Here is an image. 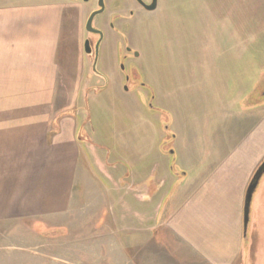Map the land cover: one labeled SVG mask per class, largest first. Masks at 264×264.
Here are the masks:
<instances>
[{
  "label": "rangeland",
  "instance_id": "rangeland-1",
  "mask_svg": "<svg viewBox=\"0 0 264 264\" xmlns=\"http://www.w3.org/2000/svg\"><path fill=\"white\" fill-rule=\"evenodd\" d=\"M9 1L63 5V0ZM76 33L81 45L86 37L95 40L79 28ZM128 37L140 53L131 68H121L115 50L120 43L110 36L97 59L99 78L88 76L93 57L84 51L66 58L69 67L80 68L82 84L94 88L86 97L80 92L67 113L75 116L78 133L87 139L80 142L86 162L106 188L98 182L100 192L96 184L84 183L85 197L77 206L87 207L78 227L68 221L51 225L1 218L0 264H160L154 259L161 262L166 249L152 241L164 238L167 229L152 234L150 227L167 216L184 178L245 139L257 146L260 124L264 127V0H162L156 13L136 21ZM126 70L140 77L124 81ZM92 160L114 166L109 171L113 183L128 196L122 204L140 214L141 221L144 204L134 198L137 187L144 193L145 180L161 181L145 205L150 227H138L129 214L128 227L115 224L110 185ZM119 177L124 185L116 184ZM247 239L244 258L254 253L248 262L264 264V174L252 197ZM144 240L152 241L141 246Z\"/></svg>",
  "mask_w": 264,
  "mask_h": 264
},
{
  "label": "crops",
  "instance_id": "crops-1",
  "mask_svg": "<svg viewBox=\"0 0 264 264\" xmlns=\"http://www.w3.org/2000/svg\"><path fill=\"white\" fill-rule=\"evenodd\" d=\"M71 8L0 1V219L31 218L51 225L68 221L78 227L87 207L81 202L77 206L85 197L84 183L103 190L83 156L76 118L67 113L76 100L80 68L69 67L66 58L78 57L81 35L74 32L83 30V11L77 7L69 12ZM262 125L258 147L247 139L230 146L227 154L202 166L177 188L161 225L167 229L164 238L139 243L148 247L152 241L166 249L162 261L156 262L244 264L243 201L264 157L259 156L264 153ZM107 197L117 225L113 199Z\"/></svg>",
  "mask_w": 264,
  "mask_h": 264
},
{
  "label": "water",
  "instance_id": "water-1",
  "mask_svg": "<svg viewBox=\"0 0 264 264\" xmlns=\"http://www.w3.org/2000/svg\"><path fill=\"white\" fill-rule=\"evenodd\" d=\"M100 6H101V8L99 10L93 11L89 15V17L87 18V20L85 22V25H84V31H86V32H88V33H90V34H92L94 36H95V34H99V38L96 40V37H95V40L96 41L94 40L92 42L91 39H89V38L86 37L82 41V45H81V53H82V51H84L86 54H88L89 56H92L93 57V61H92V64H91V69L92 70H89L88 76L89 77L96 76L97 78H99L100 76H102V73L99 72L96 69V63H97V59H98L99 52H100V50H99V43L101 41V38H102L103 34H102V32L100 30L96 29L93 26V17L96 14H98V13H100L102 11L103 5H101V3H100ZM147 8L148 9H151L153 7L150 6V7H147ZM135 56H138L139 57L140 56V53L138 51H136L135 52ZM121 64H122L121 65V68L124 69V64L123 63H121ZM137 77L138 78L140 77L139 74L137 75ZM106 83L108 84V82H106ZM145 83L140 82L139 85H145ZM107 84L106 85L103 84L99 88L106 87ZM99 88H95V89H99ZM92 89H94V88L92 86L88 85L86 82H84L82 84L81 78H80L79 86H78V89H77L76 99L79 96V93L80 92H83V94L86 97L91 92L90 90H92ZM125 89H126V87H125ZM259 92L261 94V92H263V90L262 91L260 90ZM75 103H76V100H75L74 104ZM73 107H71L67 112H69ZM76 136H77V140L79 142H83V141L87 142V139H84L80 132L78 133V129H77ZM161 145L164 146L165 145V142H161L160 143V146ZM168 152L170 154H173L174 151L171 149V150H168ZM92 161L94 163L93 166H96V168L98 170H100L99 172L104 176V178L102 177L103 180L105 179L106 180V183H108V185H110V186H108V189L111 192V197H112L113 202H114V211H115L116 217L118 219L117 226L118 227H128L127 224L129 223V219L127 217V214H129L133 219H135L136 221L138 220L137 221L138 222V225H139L138 227H150V226H147L148 217H147V215L145 213V205H146L147 199L150 198L151 195H153L154 189H156L157 187H160L161 181H153L152 179L150 181H146L145 180L144 183H143L145 185V187H142V188H146V191L144 193H141V191H140L141 188H138L137 187V190H136L137 195L134 196V198L136 197L139 201H141L144 204V206L141 209V210H143L142 211L143 221H141V220L137 219V217H136V216H140V214L133 213L132 210L127 207L126 204H125L126 206L124 204H122L123 201H124V198H128V196L123 192V189L122 188H118L113 183L114 182V179H113V176L110 175L109 171H112V172L115 171L114 166H112L111 164H108L106 161H104V162H101L99 160L98 161L92 160ZM100 162L103 163V164H101ZM263 174H264V158H263V160H261V162L259 163V165L255 169V171H254V173H253V175H252V177H251V179H250V181H249V183H248V185L246 187L245 194H244L243 210H242V239H243V243L244 242H247V243L249 242V241H247L248 240L247 237H248V223H249V220H250L251 201H252L253 194L256 191V188L258 187L259 182H260L261 177L263 176ZM96 175L98 177L99 173L98 174L96 173ZM184 175H186V174H184ZM122 178L121 177L118 178V183H116L118 186H119V184L120 185H124L125 184L126 181H124V178L123 179ZM99 179L101 180L100 175H99ZM147 186L150 187L148 192H147ZM130 187L131 188L134 187V184L129 185V188ZM172 190L170 192H172ZM118 193H120V196H119V198H118L117 201L116 200L114 201V199H116V194H118ZM165 218H166V216L164 218H162V220L159 221L156 224L155 227H150L151 228L150 230H151V233L152 234H154V229H160V227L162 225V222L164 221ZM125 219H128V220H125ZM157 239L158 238H156V240ZM243 248H244V250L247 251L248 250V244L247 245L243 244ZM243 260H244V264H247L245 262H248V258L246 259L243 256Z\"/></svg>",
  "mask_w": 264,
  "mask_h": 264
},
{
  "label": "flooded vegetation",
  "instance_id": "flooded-vegetation-1",
  "mask_svg": "<svg viewBox=\"0 0 264 264\" xmlns=\"http://www.w3.org/2000/svg\"><path fill=\"white\" fill-rule=\"evenodd\" d=\"M100 3L103 9L93 17V26L103 34L99 50L105 39H109V36L115 38V43H120L115 49L117 57L119 56L124 68H131L138 56H135L136 49L129 44L128 35L133 32L136 21L146 14L156 13L161 8L162 0H63V4L72 7L73 11H76L77 7L83 11V30L89 15L101 8ZM150 6L153 8L148 9ZM95 37L97 40L99 34H95ZM136 72L127 71L123 80H136Z\"/></svg>",
  "mask_w": 264,
  "mask_h": 264
}]
</instances>
